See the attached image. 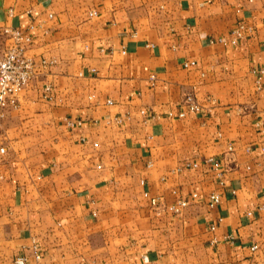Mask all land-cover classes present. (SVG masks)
<instances>
[{
  "label": "crops",
  "instance_id": "obj_1",
  "mask_svg": "<svg viewBox=\"0 0 264 264\" xmlns=\"http://www.w3.org/2000/svg\"><path fill=\"white\" fill-rule=\"evenodd\" d=\"M5 28L39 67L0 118V264L32 237L26 264H264V0H0V54ZM188 92L202 111L170 117Z\"/></svg>",
  "mask_w": 264,
  "mask_h": 264
},
{
  "label": "built area",
  "instance_id": "obj_2",
  "mask_svg": "<svg viewBox=\"0 0 264 264\" xmlns=\"http://www.w3.org/2000/svg\"><path fill=\"white\" fill-rule=\"evenodd\" d=\"M92 15L97 14L96 11L91 12ZM50 16L53 15L50 13ZM242 29H245L244 26H241ZM250 30V28H249ZM5 32L10 34L14 38V44L9 46L0 54V118L5 115V112L9 108L19 107V98L23 91L29 86L34 76L37 73V67L39 64L34 60L33 57L27 55V50L34 43V37L31 34L23 33L21 30L16 28H5ZM243 33L240 30H236L234 34L227 38L225 36L220 37V42L224 45L237 44L240 38H243ZM124 51V50H123ZM40 66H45L48 62L42 60ZM196 65V62L186 61L184 66L186 68L193 67ZM92 71H95L93 68ZM252 71L256 74V84L259 89L262 87V79L264 77V64L259 67H255ZM155 76H151L153 80ZM47 93L46 97H51V86L47 85L45 87ZM109 103H112V100H108ZM203 106L198 101L195 94L188 92L184 95L182 99V108L177 111L172 109L168 110V115L170 117L177 116L183 118L190 112H199L202 111ZM118 121H122V118L116 117ZM68 125L72 126L76 123L81 124V120L74 121L68 120ZM261 138H262V149L264 150V124L261 126ZM94 147L99 146V142L95 141L93 143ZM1 151H4V148H1ZM205 161L213 167L215 171V177H217L221 184L224 183V177L228 170L227 166L224 165L221 160L215 156H209ZM188 167H199L201 162H188L186 164ZM101 167V165H98ZM141 183L146 184L145 180L142 179ZM175 192V191H174ZM234 192V190H233ZM144 195L150 199L151 206L156 213H160L168 210L173 214L181 213L186 207L191 204L190 199L177 196L173 202H165L162 197L151 196L148 189L144 190ZM194 198L198 197V193L193 194ZM220 193L212 192L209 195V200L211 206L216 205L220 201ZM96 211L93 212L96 215ZM214 229V226H212ZM253 249L258 248L257 245L252 246ZM29 251V252H28ZM33 257L37 262L42 258V251L40 250L37 239L32 237L31 243L27 247H23L22 251H19L13 258L14 264H26L28 260ZM79 264H97L96 262H91L86 258H81Z\"/></svg>",
  "mask_w": 264,
  "mask_h": 264
}]
</instances>
